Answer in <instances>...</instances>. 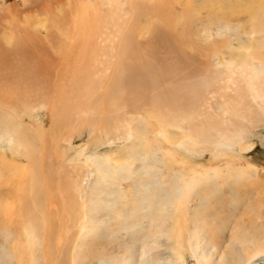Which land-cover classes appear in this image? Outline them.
<instances>
[{
	"label": "rangeland",
	"instance_id": "rangeland-1",
	"mask_svg": "<svg viewBox=\"0 0 264 264\" xmlns=\"http://www.w3.org/2000/svg\"><path fill=\"white\" fill-rule=\"evenodd\" d=\"M116 2L0 0V47L12 50L6 42L17 38L33 50V36L47 29L61 47L81 49L65 57L53 41L50 72L44 74L40 64L35 68L43 85L47 79L53 92L55 87L53 96L59 88L68 93L66 119L51 98L28 105L0 88V264H264V244L261 254L246 263L258 239L264 243V100L255 101L245 90L248 71L238 75L228 92L226 83H217L223 99L233 101L235 95L238 116H217L222 115L218 93L203 96L211 104L207 112L233 123L225 136L209 133L208 125H196L195 131L186 119L158 129L143 115H127L121 108L103 111L101 99L115 72L107 64L96 65L85 40L93 38L95 47L110 44L95 45L94 37L102 30L107 38ZM166 6L173 27L155 24L171 35L185 31L181 37L186 41L180 44L183 54L193 58L189 71L197 66L200 71L192 76L195 84L205 87L219 72L226 75L223 64L204 63L211 54L239 72L236 68L241 69L249 53L264 49V28L254 29L250 20L264 12V0H166ZM126 9L123 4L118 11V24L126 18ZM250 12L255 13L252 18ZM149 20H141L144 28L137 40L151 39L145 29ZM165 48L164 43L160 55ZM23 57L26 65L38 62L29 53ZM251 63L260 66L257 57ZM76 71L80 85L73 91L68 79ZM83 81L95 83L94 92H88ZM115 113L125 115L129 136L123 122L115 121L106 131L100 127L99 117L113 120ZM24 130L34 136L31 142ZM82 215L92 219L75 242ZM46 216L51 218L49 230Z\"/></svg>",
	"mask_w": 264,
	"mask_h": 264
},
{
	"label": "bare ground",
	"instance_id": "bare-ground-1",
	"mask_svg": "<svg viewBox=\"0 0 264 264\" xmlns=\"http://www.w3.org/2000/svg\"><path fill=\"white\" fill-rule=\"evenodd\" d=\"M134 1L135 0H126L125 3H123L121 2V0H117L114 10H113L112 18L113 19L117 18L118 20L114 19L113 21H111V23H109L111 31L109 32L107 30V33H106L107 38L103 37L102 30H99L96 32L97 28L96 30H92L90 27L91 31L96 32L95 33L96 35L94 37L95 45L109 41L110 44L108 46L105 47L104 45L103 46L96 45L95 47L94 45H92L94 43V41L92 40L93 38L90 39V41L85 40V46L87 48L85 50L89 51L90 49V51L93 53L94 60L95 62H97L96 65H100L101 68H104L106 67V64H107L108 67L110 66L111 69L114 70L115 72L113 73V76H112V82L107 87V91H108L107 94L101 99V102H103L102 104L103 106L101 105L103 111H109V110L116 111V109L121 108V110H123L122 112L127 115L128 114L130 115L131 113L143 115V118H146L147 120L153 119L156 122L158 129L163 128L164 126H167V125H172L180 121V119H186V120L192 121V124H194L195 131H197L195 129L196 125H201V124L203 126L208 125L212 127V130L210 127H208L210 129L207 128L209 130V133L214 134L216 132L218 136L221 137L222 135L225 136L226 135L225 132L226 131L229 132V127L230 126L233 127L234 125L232 122L227 123L228 120H226L227 122L217 120L218 118V117L216 118L217 114L215 115V114L207 112V110L211 109V104L208 101V96L203 97V96H206L204 95L205 93H209V94L218 93L216 94L218 95L217 97L222 99V101L219 104L220 105L219 109L222 115L218 114L217 116L224 117L225 114H227V116L231 118L234 115H237L240 113V110L237 108L236 105H234L235 95L233 97V101H232V97L223 99L224 96L219 93L222 89V86H218L217 83H220L223 81V83H226V86L224 84L223 88L225 90L227 89L229 90L230 88H232L231 85H235L236 84L235 82L239 80L237 78L239 77L238 75H241L242 73H244L245 70L248 72L252 70L251 71L252 73L250 72L251 73L250 75H248V72H247L246 77H244V79L246 80L244 81L245 88H246L245 90L249 93L250 97L254 99L255 101L257 98H262V100H264V49L263 47L257 50V53L256 54L254 53V55L253 53L252 54L249 53V55L252 56L250 57L251 59L248 58L249 55L245 58V61L243 62V64H240L241 69L236 68L238 69L239 72H236L234 69H230L231 66H229V64L225 65V63H222L219 57H217V55L211 54L210 56H208V59H206L204 63L208 66L210 61L214 60L216 61V66L223 64V66H225L226 68V75L223 76L224 75L223 72H219V74L217 75L218 76L217 78L208 79L209 82L205 85V87L208 86L207 88H209L212 84L216 83L215 84L216 88L205 92L206 90L205 87H202L192 82V76H194V74L197 73L198 66L196 67L197 69L195 68V70L197 71H195L193 68H191L193 70L189 71V68L193 64V58L190 56V54L187 55L188 53L183 54L182 52V46L180 43H185L186 41L184 37H181L184 35L185 31L183 30L181 34L179 32L177 33L175 32L174 35L173 34L171 35L168 32H164L162 29H160L157 26V24H155V23H158L163 26L168 24L167 26L173 27V25L171 24V21L168 20L166 0H139L137 4H135ZM145 3H148V4H145ZM123 4L127 5L128 10L126 9L127 10L125 13L126 18H123L122 23L118 24V22H120L119 20L120 15L118 16V11L121 10V7L123 6ZM250 13H251L250 17L252 18V16L255 15V13L254 12H250ZM260 14L261 15L257 14V18L253 17L252 19H250L252 20V23H253L252 26L254 27V29H258V31L264 28V12H261ZM261 17L263 18L262 23L259 22ZM147 18L150 19L149 21H147V24L149 26L145 29H147L148 32L152 33V34L149 33L151 39L149 40V42L141 41L142 38L141 40H137L139 33H141V29L144 28V26H142L143 22H141V20L147 19ZM85 28L83 29L85 30ZM81 33H83V31ZM33 37H34V39L32 40L33 41L32 46H34L33 50L27 46H24L22 43H18L17 38L16 40H14V38L12 39L10 38L11 40L8 39L9 41L6 42L8 46L9 44L12 45V46H9V49H12V50H6L5 47H0L1 49L0 50V53H1L0 54V88H1V91L3 92L2 89L9 91V93L12 94L10 95L12 97L11 99L17 100V101L20 100L23 104H28V105H31V103L33 104L39 99L48 100L51 98L50 102L56 109V112H58L61 115V118L65 117L66 119L67 117L66 110L68 108V103H70L68 102L70 101L68 93H65L64 91H62V89L59 88L60 92H57V94L53 96V94L56 92L55 87H53L54 88V92H53L52 88L48 86L49 82L47 83V79L45 80V82H43L45 83V85H43L41 79H39L40 74H36L37 71H35L37 64H40V67L44 74H48L50 72L49 71V65H50L49 52L52 53L51 51L53 47L52 42L55 40H53V36L51 32L47 29L44 31L43 35L41 36L34 35ZM70 38L69 40H73L74 36H70ZM112 42L114 43V45ZM164 43L166 44V48H165L164 53L163 54L161 53L160 55L159 49L163 46ZM58 44L60 45V42L57 43L55 41L54 46L60 49L58 47ZM61 44H63V39H62ZM81 45L83 46L84 43ZM93 46L95 47L94 51H92ZM81 48H84V47H81ZM61 49L65 57H67L68 55L70 56L73 52H75L74 51L75 49L81 50L80 48H75L72 44H70L67 47L62 46ZM95 51H97V55ZM112 52L115 54L113 57H112ZM28 53L36 57L38 62H35V64L33 65V62L35 60H31L29 65H26L25 62L22 61V57L23 55L25 54L27 55ZM99 54H101L102 56H100ZM168 54H173V57L171 59H168L169 58ZM96 56H97V59H96ZM253 57H257L259 64H260L259 68H255L254 67L255 65L251 63V60ZM18 58L21 59L20 61H22V63L13 62L15 61V59H18ZM80 61L81 60H79V62ZM204 69L201 71H204ZM44 77L43 79H45ZM190 77H191V80H189ZM48 78L50 77L48 76ZM68 82H69V85L71 86L70 87L71 90L77 87V85L79 84L78 71H76L70 76V78L68 79ZM84 84L86 85V89L88 92L92 91L91 87H97V85L95 83L92 84L91 81L90 82L85 81ZM49 88L51 89V92L49 91ZM65 91L67 92V89ZM0 96H3V94ZM6 97L5 99H7ZM5 99L3 100L5 101ZM205 105H207L206 111L203 108V106ZM261 107H262V114H263L262 116H264V104H261ZM124 114L121 115V114L115 113V115H113V118H114L113 120H108L109 117H105L107 119L105 118L103 119V117H99L98 119H100V121L98 123L100 127L105 129L106 131L107 129H113L112 127L114 126L115 121L123 122L124 128H126L128 131L126 133V136H129L131 131L129 128V124L126 122V120H124L126 119ZM209 122L210 124H208ZM191 127L193 126L191 125ZM23 133H24L23 134L24 137L27 136L30 142L32 141V138H34V136L31 134L30 131L28 132L24 130ZM24 142H25V139L23 143ZM88 157L91 158L90 160L92 161L97 160L96 159L97 157H90L89 155ZM105 159L107 160V158ZM114 164H119V163L115 161ZM45 219L48 222L47 229L49 230L51 218L50 216H46ZM89 219L91 220L92 218L91 217L89 218V216L87 215H82V217H80V225L76 230V235L74 238L75 242L80 238L83 232L85 233V231L88 230V229H85V225H86L85 223H87ZM263 244H264L263 242L261 243V238L260 240L258 239L256 248L251 251V254L249 252V255L246 257V263H249L250 260H252L254 257L259 256L261 254L260 249ZM258 246L260 247L258 248ZM243 247L244 249L249 248V246L246 247L245 245H243ZM201 259L202 257H200V260ZM61 263L65 264L62 261L60 262V264Z\"/></svg>",
	"mask_w": 264,
	"mask_h": 264
}]
</instances>
